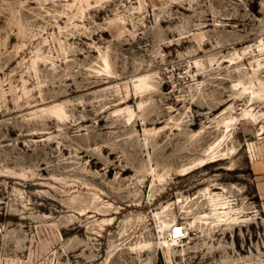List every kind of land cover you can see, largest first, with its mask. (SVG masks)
<instances>
[{"label":"rangeland","instance_id":"obj_1","mask_svg":"<svg viewBox=\"0 0 264 264\" xmlns=\"http://www.w3.org/2000/svg\"><path fill=\"white\" fill-rule=\"evenodd\" d=\"M263 45L264 0H0V264H264Z\"/></svg>","mask_w":264,"mask_h":264},{"label":"bare ground","instance_id":"obj_2","mask_svg":"<svg viewBox=\"0 0 264 264\" xmlns=\"http://www.w3.org/2000/svg\"><path fill=\"white\" fill-rule=\"evenodd\" d=\"M238 85H241V84L239 83ZM262 91L264 92V89ZM170 234H171L172 238L175 236L176 239L185 235L183 229L181 227H179L178 225L171 226ZM172 241L174 243L176 242V240H174V239H172Z\"/></svg>","mask_w":264,"mask_h":264},{"label":"built area","instance_id":"obj_3","mask_svg":"<svg viewBox=\"0 0 264 264\" xmlns=\"http://www.w3.org/2000/svg\"><path fill=\"white\" fill-rule=\"evenodd\" d=\"M261 51H263V52H264V45H263V46H261Z\"/></svg>","mask_w":264,"mask_h":264}]
</instances>
